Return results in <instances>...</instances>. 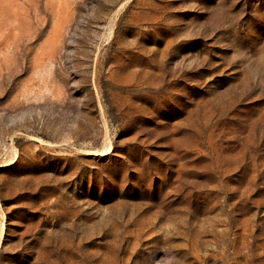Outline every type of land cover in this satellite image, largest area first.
Wrapping results in <instances>:
<instances>
[{
    "label": "rangeland",
    "instance_id": "1",
    "mask_svg": "<svg viewBox=\"0 0 264 264\" xmlns=\"http://www.w3.org/2000/svg\"><path fill=\"white\" fill-rule=\"evenodd\" d=\"M0 264H264V0H0Z\"/></svg>",
    "mask_w": 264,
    "mask_h": 264
}]
</instances>
